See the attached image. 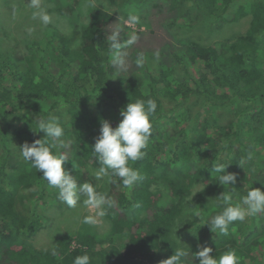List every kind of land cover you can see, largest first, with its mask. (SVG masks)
I'll use <instances>...</instances> for the list:
<instances>
[{
    "label": "trees",
    "instance_id": "16d2710c",
    "mask_svg": "<svg viewBox=\"0 0 264 264\" xmlns=\"http://www.w3.org/2000/svg\"><path fill=\"white\" fill-rule=\"evenodd\" d=\"M111 1L127 17L92 8L91 0H43L50 22L34 19L41 11L32 14V7L16 35L25 39L26 54L14 55L0 40V264H73L84 254L90 264H160L178 248L188 253L181 264H198L201 247L217 259L231 249L238 264H264V213L234 221L227 235L206 224L222 211L219 195L229 191L214 165H229L226 171L237 175L230 185L234 203L252 187L264 190V0ZM132 15L144 30L125 25ZM244 20L248 28L233 39L207 45L177 38L183 29L209 32ZM116 28L125 45L137 37L122 49L123 69L110 53L108 36ZM137 99L157 103L145 156L131 164L143 179L126 189L109 174L95 185L91 172L101 164L92 145L101 121L116 127L120 111ZM52 117L64 130L63 146L53 151L67 157L65 169L114 205L103 218L109 237L73 233L40 251L31 243L44 223L38 202L52 196L48 189L58 190L19 153L25 142L51 143L38 121ZM194 191L202 192L191 200ZM30 192L39 194L37 201ZM73 242L79 247L71 248Z\"/></svg>",
    "mask_w": 264,
    "mask_h": 264
},
{
    "label": "clouds",
    "instance_id": "9594fccd",
    "mask_svg": "<svg viewBox=\"0 0 264 264\" xmlns=\"http://www.w3.org/2000/svg\"><path fill=\"white\" fill-rule=\"evenodd\" d=\"M39 18L44 24L50 22V16L42 11L39 13ZM128 22L137 24L139 17L129 16ZM108 40L110 41L112 62L121 69L125 68L126 53L122 49L134 44L137 37L133 35L125 45L121 41V30L116 28L109 34ZM137 62H143L142 54L138 56ZM156 110L157 103L154 99L146 101L137 99L128 103L126 108L120 111L122 119L116 127H113L107 120L101 121L99 136L92 145L93 152L101 164V167L94 173L96 180L111 174L118 177L122 186L127 189L143 179L139 170L132 167L131 164L145 156L144 150L152 131L151 119ZM38 127L39 132L42 131L45 134L44 137L51 139V143L48 139H36L30 144L25 142L20 147L23 159L31 162L50 187L58 190L59 199L70 208L77 206L81 196L85 197L83 204L96 211L95 215H86L83 218V223L97 224L98 219L106 215L107 207L114 205V201L108 198L106 194L97 191L92 182H84L78 185L75 177L65 169L63 165L67 161V157L53 151L58 143L63 146L61 138L64 135V130L56 118L40 119ZM228 166L222 164L213 166L216 172L221 173L218 178L219 185L229 186V191H223L219 195L223 202L222 211L212 216L210 221L206 223L211 232L216 235H227L228 226L234 221H242L246 216L264 213V190L261 188L252 187L241 197L239 202H233L235 188L230 187V185L236 184L237 175L227 172ZM202 191H194L190 199L192 200L196 193ZM212 252L213 249L210 247H201L194 256L198 260V264H238L234 250H226L218 259ZM187 255L188 253L183 248H178L173 255L161 261L160 264H181ZM73 264H90V257L87 254L78 255L74 258Z\"/></svg>",
    "mask_w": 264,
    "mask_h": 264
},
{
    "label": "rangeland",
    "instance_id": "374dc122",
    "mask_svg": "<svg viewBox=\"0 0 264 264\" xmlns=\"http://www.w3.org/2000/svg\"><path fill=\"white\" fill-rule=\"evenodd\" d=\"M43 0H0V40L4 39L3 45L6 46L7 50L10 48L13 50L14 55L16 54H26L27 48L25 47L24 38L18 40L16 35L20 32L24 31L25 25L27 22L25 21L30 20L31 17L28 15L30 11L32 14L38 13L42 10L41 5L48 6L47 4H41ZM123 2V0H119ZM90 5L92 8L96 9H103L108 12H112L120 18L127 17L124 12H122L123 7L118 3V5L113 4L111 0H91ZM21 6V7H20ZM190 6V4H188ZM19 8V11L16 12V9ZM133 7L130 6L129 9ZM185 7H183V11H185ZM193 12V11H192ZM15 13L17 14L15 18ZM5 14V15H3ZM39 15V14H38ZM194 13L190 16V18L194 17ZM7 18V19H5ZM21 18H25L20 20ZM34 19H40L35 15ZM84 18H82L83 20ZM205 18H199L198 20L194 21H201ZM15 20V21H14ZM14 21V22H13ZM191 21L192 23H195ZM13 22V23H11ZM22 25L21 29H15L16 24ZM25 23V24H24ZM190 23V21H188ZM127 27L132 28L133 30H144L145 27L141 26L138 27L136 24H131L128 20L125 22ZM248 28V21L244 20L242 22L225 24L218 28L215 31L211 29V31H206L205 29L196 28L194 30L187 31L186 29L177 31V38L180 40L183 39H192L198 42H202L204 44H212L218 41H225L228 39H233L236 36L245 32ZM2 48H4V46ZM16 50V51H15ZM179 73V72H178ZM179 76V74H176ZM18 150V149H17ZM21 155V153H19ZM22 157V155H21ZM97 171V170H95ZM91 172V177L94 180L95 185L98 183L99 180H104L106 176H103L101 179L96 180L94 178V173ZM77 180L78 185L84 183L81 181L79 175L75 178ZM34 191V190H33ZM40 192V191H39ZM50 194L45 196L44 201L38 202L39 211L38 216L44 218L43 226L37 229L35 232L34 237L32 238V246L40 251H46L54 246H56L61 240L66 238L71 234H86L89 233L90 235L93 234L97 239H105L108 235L107 228L109 229L110 224L109 221L105 222L104 217L98 219V223L95 225H89V229L86 227L85 223H83V218L86 215H95V209L89 208L84 206L83 200L85 197L81 196L80 202L77 204L75 208H70L69 206L65 205L59 197L57 198L58 191L52 190L51 188L48 189V193ZM54 193L56 195L54 196ZM33 201H37L39 198V194L35 193L34 195L30 192ZM54 196V197H53ZM56 202L60 203L62 208H58V206L54 205ZM69 209V210H67ZM249 216H246V220ZM109 237V235H108ZM118 238L114 237L111 239V242H117ZM75 243V242H73ZM122 247V245H119ZM145 264H149L145 261Z\"/></svg>",
    "mask_w": 264,
    "mask_h": 264
},
{
    "label": "built area",
    "instance_id": "2783aa9c",
    "mask_svg": "<svg viewBox=\"0 0 264 264\" xmlns=\"http://www.w3.org/2000/svg\"><path fill=\"white\" fill-rule=\"evenodd\" d=\"M77 247H79V245H77L76 243H72V245H71V248H77Z\"/></svg>",
    "mask_w": 264,
    "mask_h": 264
}]
</instances>
